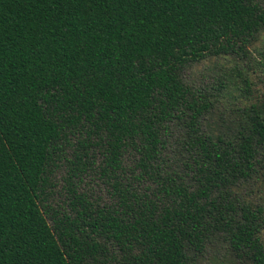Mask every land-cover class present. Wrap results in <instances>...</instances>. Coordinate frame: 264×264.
Returning <instances> with one entry per match:
<instances>
[{"label":"trees","instance_id":"16d2710c","mask_svg":"<svg viewBox=\"0 0 264 264\" xmlns=\"http://www.w3.org/2000/svg\"><path fill=\"white\" fill-rule=\"evenodd\" d=\"M0 264H264V0H0Z\"/></svg>","mask_w":264,"mask_h":264}]
</instances>
